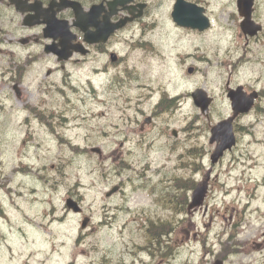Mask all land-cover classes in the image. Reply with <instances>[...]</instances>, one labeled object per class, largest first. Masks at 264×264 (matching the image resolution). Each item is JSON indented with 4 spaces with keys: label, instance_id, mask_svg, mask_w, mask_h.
<instances>
[{
    "label": "rangeland",
    "instance_id": "rangeland-1",
    "mask_svg": "<svg viewBox=\"0 0 264 264\" xmlns=\"http://www.w3.org/2000/svg\"><path fill=\"white\" fill-rule=\"evenodd\" d=\"M232 2L233 0H209V15L213 18L214 24L202 34L181 29L177 30L171 18L172 0H162L153 5L150 14H153L152 20L158 27L150 34L148 40L153 42L155 49L145 50L146 52L143 54L128 51L126 54L127 64L122 69V71L128 69L134 76H138L139 70L137 80L144 82H136L132 86L135 88L138 85H144L148 81L146 87L139 89L134 94L128 84L124 86L113 84L114 87H111L101 78H95L88 85V88L84 87L82 91H78L86 99L79 98L77 104V99L72 98L75 100L73 101L75 104H69L72 107L69 110V116L72 119L70 120L72 121L70 134L73 140L71 142L82 148L84 146L88 148L92 146L100 147L103 151V158L100 159L96 155L80 157L74 153L69 145L62 147L61 144L52 141H49L48 145L41 150L42 158L36 161L37 164L44 160L47 161L48 166L53 162L57 167L64 165L65 178L62 182L63 186L59 193L54 196L49 189H44L42 185L33 180L16 177L15 170L21 165V160L32 159L28 150L22 147L24 141L23 128L25 127L23 119L25 115L20 110L27 104L36 101H39L40 104L48 103V96L41 99L38 94L45 90L43 87L51 88L54 83H60L62 76L57 75L56 78L45 79L46 67H37L38 70L31 71L21 85L22 97L16 96L11 83L0 81V183L3 184L0 189V244L4 243L7 238V259L0 264H19V257L24 260L25 256L29 257V254L37 255L36 249L32 247V242L34 240L39 242L38 235L44 236L45 234V236H48L47 234H50V230H46L44 227L46 223L44 214H50L51 216L52 212H46V210L50 211L53 205L55 209H58L59 215L62 214L65 209L63 203L68 189L73 195L82 197L83 207L87 216L91 217V224L93 225L86 230H82V218L71 214L72 217L67 218L65 226L57 225L52 233L55 235L66 234L65 248L68 251H73L72 256L85 253V257H78L80 264H113L120 253L123 255L127 250L134 248L130 235H134L135 230H133L132 222L128 223L129 215L118 216V219H116L118 221L114 222L113 227L108 225L101 227L105 222L107 213L105 211L117 207L116 205H119L123 198L122 195H117L107 199L105 193L114 184L118 183H124L125 191L129 193L131 189L128 178L132 177L136 180L141 173L145 174L144 179H152V182H147L149 189L158 185L157 192L160 189L159 182L161 180L170 182L176 165H178L180 176L181 173L190 170L184 171L182 169L179 149L196 146L195 144L204 146L202 144H204L205 133L202 134V137L199 135V138H195L194 134L198 131L194 130L191 141L187 140L186 133H181L179 135V147L174 154H171L164 147L147 148L139 142L137 137L139 127L134 125L136 120L133 116L136 109L128 108L129 103L130 101L136 102L137 107L145 108L147 104L144 98L150 92L148 89H155L158 87L159 82H163L173 92L179 91L178 94L181 96L189 95L191 91L194 92L195 89L202 88L211 95L221 97L222 101L218 99L219 104L224 105L223 90L224 85L229 81V76L222 68L225 66L222 63L223 54L229 48L231 49L232 36H236L238 26L235 20L232 19L231 14L234 8ZM262 16H264V13ZM216 52H218L216 59L210 57L211 61H208L205 58ZM204 55L205 57L202 58ZM159 57L162 59L158 60ZM190 68H194L192 73H189ZM248 75H251V73H248ZM70 76L73 85L86 84V80L92 78L90 65L83 66L81 69L76 70V74L72 73ZM241 78L245 79L243 75ZM241 78L240 81L243 82ZM261 83L264 87V77ZM92 85L96 88L95 94L92 93ZM103 86L107 87V91L101 89ZM183 92L186 94H182ZM133 95H136V97ZM139 102L140 105L137 104ZM262 103L264 104L263 99ZM196 116L194 111L183 110L179 114V124H177L179 130L182 131L190 127ZM215 118L216 115H213L212 121L211 118L196 121L193 123L194 129L206 126L208 128L215 121ZM77 121L79 124H77ZM246 124L248 126L251 123ZM30 128L34 133H38V126L35 122L32 123ZM249 130L254 133L258 141H264V125L256 123V126H251ZM253 141L254 137L249 135L240 148H237L235 154L239 156L240 150L245 155L246 151L250 150L249 145ZM166 144L168 145V143L157 142L158 147ZM115 151H120L123 159L131 164L130 170L122 177H117L113 171L114 163L111 157ZM32 154L36 155V152L34 151ZM23 155L26 156V159H23ZM30 164L34 165V163ZM224 165L226 166L227 162ZM132 166L133 171L131 172ZM225 166L217 168L218 181L214 184V192L210 195L211 200H209V203L211 206L224 208L223 211L220 209L215 210L213 212L215 216L224 214L225 208H232L233 212H227V218L231 216L232 220L241 219L240 221L244 223L243 209H240V217V215L236 216L238 211H235L234 208L244 207V203L253 197L254 186L249 184L247 172L244 173L241 169L235 173L233 172L231 177ZM35 168L37 169V166ZM34 174L36 178L39 177L36 171ZM260 174L261 170L257 169L255 176H260ZM53 176L62 179L60 175H55V173ZM32 189L35 190L36 195H32L34 194ZM30 191L32 194H30ZM235 191L237 192L236 198L233 197ZM17 192L22 193L21 197H18ZM257 194L259 203H261L264 199L263 194L261 192ZM150 195L151 192L148 190H145V193L130 194V208L148 207V204L151 203ZM103 208H105V211ZM55 214L57 215V211H55ZM133 217L140 220L143 218L136 212H134ZM208 218L209 216L206 218L202 216L197 219L192 218V220L194 219L193 222L201 227ZM216 220V229L218 230L224 220L220 216H217ZM245 223L249 229L251 226L248 225L247 221ZM31 224H33V228ZM263 227V222L259 220L256 230H253L251 235L256 238L258 230ZM20 228L27 233V238L21 240L19 234L9 233L12 229ZM119 229L120 231H118ZM4 233H8L6 238H4ZM203 233H207L206 229H203ZM47 238L49 239V237ZM26 239L29 243L26 242ZM48 239H46L47 242ZM243 239L251 241L246 236ZM137 242H139V239H137ZM30 249H33V251ZM186 249L203 250L198 243H192Z\"/></svg>",
    "mask_w": 264,
    "mask_h": 264
},
{
    "label": "flooded vegetation",
    "instance_id": "flooded-vegetation-1",
    "mask_svg": "<svg viewBox=\"0 0 264 264\" xmlns=\"http://www.w3.org/2000/svg\"><path fill=\"white\" fill-rule=\"evenodd\" d=\"M68 1H72V3H79L83 9H85L86 4H90V7L96 3L97 5H101L102 8L106 10L108 13V3L112 0H0V57L7 55H11V51L7 48L9 46H15L19 53L23 51H27L29 53V58L33 60H39L38 63H54V66L57 67V71L64 70L66 64H62L58 62V58L52 56L51 54L45 53V48L47 44H51L52 40H46L44 37L45 27L47 25V21L50 18V14L53 11L55 17L61 21H67L69 23V30H71L77 36L79 35V31L77 28L72 26V21H75V14L72 9H68L67 6ZM136 5L146 3V0H134ZM192 2H198L197 0H190ZM133 5V14L137 15V7ZM118 14L112 17V20H119L128 15V12H125L121 8L117 9ZM146 11V9H145ZM144 11V13H145ZM143 13V14H144ZM101 15H104L102 13ZM90 21V20H89ZM24 22L29 23L30 27L24 25ZM33 24V25H32ZM91 31H94L95 28H89ZM14 37L15 44H8V36L10 34L15 33ZM79 37V36H78ZM115 36L112 38L114 39ZM111 39V40H112ZM110 40V41H111ZM12 41V40H11ZM106 44L99 43L92 46V53L97 52L100 55L106 53H100V51H105ZM13 53V52H12ZM86 57H82L81 59H73L75 64H79L86 61ZM1 62V59H0ZM22 73L19 72V77H22ZM25 78V77H24ZM23 78V79H24ZM228 86V85H227ZM237 85L234 87L236 88ZM252 87H249L247 91ZM228 89V87H227ZM263 97V93L260 92L259 98L256 100L255 106L253 110L246 115H238V117L234 120V130L237 134L238 142L239 137L244 135V133H250L248 129L245 128L242 121L246 118L252 116L255 111L261 110L260 100ZM229 105V101H228ZM226 107L227 112L225 111L226 117H231L233 112L231 110V106ZM252 126V124L250 125ZM173 134V132H172ZM206 215V213H205ZM54 226V224H53ZM210 226V225H209ZM66 236V235H65ZM187 238H189V234L187 232ZM145 254V255H144ZM179 254V253H178ZM122 255V254H121ZM116 257V262L113 264H162L161 261H156L158 258L162 257V253L152 252V251H132L127 250L121 256ZM165 264L168 263L167 255L165 253ZM60 258V254H59ZM149 259V260H148ZM148 260V263H147ZM164 262V261H163ZM170 262V261H169ZM184 264L183 259H177V264ZM230 255L225 252H215L212 253L211 260H209V264H231Z\"/></svg>",
    "mask_w": 264,
    "mask_h": 264
},
{
    "label": "trees",
    "instance_id": "trees-1",
    "mask_svg": "<svg viewBox=\"0 0 264 264\" xmlns=\"http://www.w3.org/2000/svg\"><path fill=\"white\" fill-rule=\"evenodd\" d=\"M189 181H190L189 179L184 180L181 177L176 178L175 179L176 186L173 189L174 192L170 191L165 195V200H167V202L170 203L169 205L172 206V204H173L175 206L173 208L174 209L173 213H176V210H178L177 205H179L180 209H183L185 207L186 201L188 200V193L184 188H190L192 186V184H190ZM181 189L185 190L186 193L181 192L180 191ZM158 201L163 202V200L161 198ZM170 213L171 212L169 211V213H167V214H170ZM171 226H172V221H171L170 216H166L165 220H163L162 218H160L158 220L151 218L150 223L148 225L149 233L151 234L153 232V230L156 228L163 227V228H169L170 229ZM23 232H25V231L23 230Z\"/></svg>",
    "mask_w": 264,
    "mask_h": 264
},
{
    "label": "water",
    "instance_id": "water-1",
    "mask_svg": "<svg viewBox=\"0 0 264 264\" xmlns=\"http://www.w3.org/2000/svg\"><path fill=\"white\" fill-rule=\"evenodd\" d=\"M181 0H179V6H176L173 13L174 20L181 25L185 26H194L199 29L208 27V22L201 15V10L199 9H190L188 6L181 5ZM193 7V6H192ZM226 123L223 122L218 127L217 130L224 131Z\"/></svg>",
    "mask_w": 264,
    "mask_h": 264
}]
</instances>
